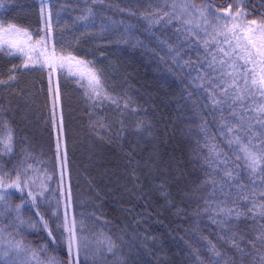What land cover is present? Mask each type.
I'll use <instances>...</instances> for the list:
<instances>
[{"label":"trees","instance_id":"1","mask_svg":"<svg viewBox=\"0 0 264 264\" xmlns=\"http://www.w3.org/2000/svg\"><path fill=\"white\" fill-rule=\"evenodd\" d=\"M129 1L119 6L128 11L125 15L116 8L121 16L103 18L96 28H90L94 23L84 15L83 11L89 14L87 5L49 6L51 48L90 62L88 67L103 85L100 95L92 94L79 81L86 77L77 79L65 66L56 71L67 184L74 204L95 208V221L102 222L125 264H262L264 247L247 243L255 238L254 231L241 241L247 253L241 260L236 249L218 238L219 229L210 219L218 207H232L241 191L237 183L252 191L249 170L235 160L237 151L220 131L222 120L229 125L233 120L227 117L229 104L214 111L204 90L225 99L209 83L225 79L208 69L211 58L197 37L171 31L174 37L158 39L153 36L154 23L129 16L139 4L142 12L160 15L168 0ZM0 6V25L20 26L35 38L44 35L40 0H0ZM0 80L6 82L0 84V122L15 132L11 153L0 156L4 169L13 174L30 164L54 184L57 168L46 72L0 50ZM212 145L215 151H210ZM226 171L238 181L230 183ZM17 194L7 200L17 203ZM33 205L0 215V264H69L55 231L53 209L41 208L37 214ZM17 242L23 250L16 249ZM212 245L221 256L213 254ZM32 254L36 261H31ZM18 255L22 261L9 257Z\"/></svg>","mask_w":264,"mask_h":264},{"label":"snow or ice","instance_id":"2","mask_svg":"<svg viewBox=\"0 0 264 264\" xmlns=\"http://www.w3.org/2000/svg\"><path fill=\"white\" fill-rule=\"evenodd\" d=\"M235 7L230 6V9ZM244 4L241 3V7L236 9L235 12L226 10L227 14L232 16L233 19L247 18L249 13L244 11ZM209 16H212L217 22L219 28L225 29L224 33L217 32V34H224L226 36L230 33L237 41L232 52L225 50L224 48H219L218 51L223 54V57H229L236 52V49H241L244 55L237 54L238 60L244 61L243 65L239 64L237 60H233L229 63L227 60L219 59L216 55L209 53L211 55V60L208 61L207 67L211 72H216L218 69L217 64L221 65V74L232 77V81L227 87L221 88V93L225 99H220L216 96L214 92H210L208 88L204 90L209 92V99L212 102L213 110L220 109L223 111L222 105L225 104L226 100L231 99L232 103L228 105L231 109L229 115L233 117V121L229 125L227 120H222L220 131L222 135H225L228 145L230 148L235 146L237 151V159L244 160L245 165L249 171L248 176L251 182L252 191L248 192V185L237 183V186L241 191L237 193V197L231 201L232 207H218L215 215L211 216L210 219L213 224L217 225L219 232L218 238L224 241L229 247L236 249L237 252L241 254V260L247 254L245 248L242 247L241 241H245L246 235L249 231H254L255 238L248 239L247 243L253 248L256 247V243L260 242L261 246L264 247V22H258L253 19L248 21L246 26H242L239 23L233 24L230 28L228 27L227 21L223 25H219L218 22L224 17L216 15L211 11L209 5H204L199 7L195 4L194 0H173L170 11H164L162 15L154 17L153 23H161L167 17V24H171L174 20L180 25L176 28L179 33L184 25H193L197 28L200 27V21L203 22L205 26L209 25L211 21ZM239 29V31H237ZM188 32L189 36L194 38L198 37V33H193L191 28L184 29ZM0 32L11 35L13 33L17 35H27L21 29L17 28L13 24H9L7 28L0 25ZM215 40V36H213ZM43 38L37 41V44H41ZM241 41H243V47L241 48ZM229 46L232 47L231 41H227ZM9 43L10 47H18V50L23 52V47H19L18 44ZM208 40L203 41V46L205 50H208ZM35 51V49H34ZM12 54V53H9ZM41 55H45L42 53ZM49 59L45 58L47 63ZM74 60V57H60V66L63 67L64 60ZM39 62V61H37ZM90 62L77 61V64L82 65L86 70L87 77L89 79V84L92 87V91L96 95H100L103 92V85L98 74L88 67ZM188 63V62H186ZM258 63L261 66V71L259 74L256 73L255 68H247L248 64ZM227 65L231 69L230 72L223 71V66ZM203 79V77H199ZM10 79H15V77H10ZM243 81L241 85L240 81ZM212 79L209 83H213ZM6 83L0 80V84ZM224 81L221 80L220 85L216 87H221ZM199 87H204L203 84ZM235 89V91H230ZM57 93V100H58ZM247 102V103H246ZM237 105H239L240 111L237 110ZM227 129V134L224 133V129ZM202 130L204 128L202 127ZM215 139V137H213ZM11 132L8 133L6 138H0V144L4 145L5 151H11ZM59 148V145H58ZM216 145H212L210 151H215ZM240 153H243L241 156ZM220 153H217V159H219ZM210 163V162H209ZM227 163V161H224ZM240 167V165H237ZM225 175L228 177L229 182L238 181L237 176H233L232 171H226ZM257 178H259V183H257ZM27 186L26 182H22L19 173L17 178L13 181L11 187L20 188L21 184ZM214 183V182H213ZM0 185H2V178H0ZM32 197L33 204L36 203L38 195H33L29 192L28 194ZM4 199V194H0V200ZM211 203V202H206ZM221 204H226V202L221 201ZM67 207H71V195L69 194ZM19 208V206H18ZM207 211V209H205ZM39 214V213H37ZM41 219H43L41 217ZM251 221V223H248ZM23 223V221H21ZM59 226V225H58ZM35 227V225H33ZM65 232L68 233V252H69V264H73V256L76 257L80 254V246L77 240L76 231V221H72L71 226L68 221V214H65V220L63 224ZM44 228H48V224L44 222ZM49 236L53 233L49 231ZM18 251L23 250L21 243L17 242L15 245ZM115 247V244L109 240L108 251L111 252ZM216 246L212 245L211 250L213 254L217 257L221 256V252L215 250ZM7 254V253H5ZM261 260H264V256H261ZM225 264H234V261H226Z\"/></svg>","mask_w":264,"mask_h":264},{"label":"rangeland","instance_id":"3","mask_svg":"<svg viewBox=\"0 0 264 264\" xmlns=\"http://www.w3.org/2000/svg\"><path fill=\"white\" fill-rule=\"evenodd\" d=\"M143 3H146V2H143ZM172 3H173V0H168V3L164 7V9L161 11L160 15H162L164 11H170ZM139 12L142 13L140 15L141 21L143 20V16L146 15L145 21L147 23H153L152 22L153 18L160 16L156 13L153 14L152 11H149V10H146V12H142L140 4H139V7L137 8V13ZM216 15H219V14H216ZM209 20L211 21L209 25L205 26L203 22L200 21V26L202 27V29L204 28L205 33L209 32V33L215 34L216 36L215 40L217 41V43H214L212 45L216 46L217 49L222 47L225 50L232 52L233 48L235 47L237 43L235 38L230 33L227 34V41H231V45H232V47H230L229 43L226 41V36L224 34H219V35L217 34V32L224 33L226 30L219 28L217 26V22L214 20L212 16H209ZM166 21H167V17H165L164 21H161V23L159 24L154 23L151 25V27L154 29V33H153L154 37L158 39H165L166 36L174 37L171 30L176 31V28L179 27L180 25L175 20L171 24H167ZM226 21L228 23L229 28L233 24H237V23L244 26L241 23V20L239 18L233 19L232 17H229V18L224 17V19H221L218 22V24L223 25L225 24ZM193 24H194V30H195V22ZM7 26H4V28H7ZM187 28L192 29L193 25H190V26L184 25L182 27L181 32L182 33L186 32L184 29H187ZM22 31L26 32L24 30ZM237 31H239V29H237ZM40 40L41 39L36 40L34 38H31V36L28 33L27 35H17L15 33L8 35L3 32H0V48H5L10 53L19 56V58L23 60L24 65H30V66L36 65L48 71H52L51 78H50V94H51V102H52L51 104H52V111H53L52 112V120H53L52 126L54 127V133H55V152H56L59 173L57 176V180L54 183L55 187H53V184L52 186L48 184L49 179H45L41 174L31 173L30 171L24 172L20 176V178L22 182L27 183V186L26 187L24 186L25 193L28 194L29 192H31L33 193V195H36L38 193L41 194V195H38L36 199L38 204H42L45 200L53 201L54 207L56 210V220L59 225L58 227L60 229V232L65 236V247H66L67 252H68V233L65 232L64 227H63L66 212L68 214V221H69L70 226L73 220L76 221L77 240L80 246V254L78 257H76L75 255L73 256L74 262L83 260L86 262L89 261L92 264H125L124 259L121 257L119 252L116 250V247H114L111 252L108 251V242L110 239L100 229L96 227L86 207L85 209L83 208L80 209L81 215L77 213L78 211H77L76 205L72 201H71V207L70 208L67 207L68 197H69V194H71V192H70V189L66 186L65 181H63L66 175V154L63 148L62 136L60 132L58 131V125H59L60 119L58 117V108L56 106L58 100H57L55 79H54L53 74L55 73L56 68L61 63L59 58L60 57L67 58L71 56L56 55V53L48 49L47 43H50V39L49 40L43 39L41 44H37L36 42ZM6 41L11 42L13 44H18L19 47H23L24 51L23 52L19 51L18 47H10L9 43H6ZM243 43L244 42L241 41V48H242ZM208 52L212 54L216 53V51H208ZM42 53H44L45 55H41ZM217 53H219V51H217ZM237 54L244 55L241 49H236V52L233 53L231 58L223 57V54L221 52L217 55V58L218 60L219 59L227 60L229 63H231L233 60H237L239 64L243 65L244 61L238 60ZM46 57L48 58L55 57V59H49L48 62L46 63L45 62ZM139 59H141L142 63L145 64V60L143 58H139ZM77 61L79 60L76 58L74 60L66 59L63 61V66L67 67L69 70V73L72 75L78 76L79 74H82L84 77L87 76L86 70L84 69L82 65L77 64ZM216 67L218 69L216 73L220 72L221 74V65L217 64ZM247 68L249 69L255 68V71L257 74H259L261 71V66L258 63L248 64ZM151 70L153 72L155 71V73L157 72V70H155L154 68H152ZM223 71L230 72L231 69L228 68L227 65H224ZM222 79L226 80L224 84L225 87H227V85L230 84L232 81V77L227 76V75H222ZM220 82H221V79H216L212 83V87L217 91L218 90L221 91V88L223 87V85H221V87H216V85H220ZM240 83L242 85L243 81L241 80ZM230 91H235V89H231ZM226 102L228 104L232 103V101H228V100H226ZM230 111L227 113V117L231 118V116L229 115ZM232 121L233 120L231 119V122ZM8 133L9 131L5 128L4 130L0 131V137L6 138ZM58 145H59V148H58ZM232 151H234V153L236 152L234 146L232 148ZM15 180L16 179L2 178V185H0V194H4V198L11 193L12 189H18L16 187L10 186ZM21 186H23V183L21 184ZM30 199L32 200V197H30ZM71 199H72V196H71ZM5 208H6V204L3 199L0 201V210L5 209Z\"/></svg>","mask_w":264,"mask_h":264},{"label":"flooded vegetation","instance_id":"4","mask_svg":"<svg viewBox=\"0 0 264 264\" xmlns=\"http://www.w3.org/2000/svg\"><path fill=\"white\" fill-rule=\"evenodd\" d=\"M208 3L212 4L214 7H218L221 4L222 0H205ZM230 0H227L228 10L235 12L236 9L241 7V3L244 4V11L249 13L247 18H243L246 20V23L250 20H257L258 22H264V0H233L231 4L229 3ZM235 6L230 9V6Z\"/></svg>","mask_w":264,"mask_h":264}]
</instances>
